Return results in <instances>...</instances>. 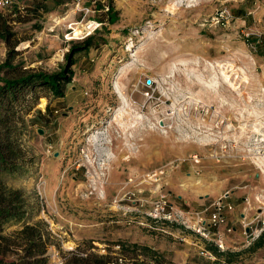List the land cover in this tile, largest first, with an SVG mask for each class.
Instances as JSON below:
<instances>
[{"label": "rangeland", "instance_id": "374dc122", "mask_svg": "<svg viewBox=\"0 0 264 264\" xmlns=\"http://www.w3.org/2000/svg\"><path fill=\"white\" fill-rule=\"evenodd\" d=\"M23 3L28 10L22 16L0 11L16 52L0 39V65L9 60L13 69L3 68L1 77L58 73L72 45L94 38L93 47L75 56L63 98L43 86L26 89L5 114L17 158L14 171L0 170V181L24 194L28 225L39 223L47 245L38 261L48 264L54 250L67 264L88 253L99 256L91 251L97 243L109 250L120 245L129 258L149 264H264V246L251 251L263 231L226 255L177 223L148 218L160 194L155 185L170 204L174 186L195 187L179 163L193 150L204 154L210 148L202 145L212 126L210 115L201 123L203 110L223 114L234 130L242 123L261 126L256 116L264 118V0ZM224 10L232 18L228 23L218 17ZM88 21L101 26L73 37ZM248 169L257 177L244 187L242 203L246 198L255 207L264 183ZM155 172L162 175L150 183ZM9 226L4 236L19 230ZM22 254L12 249L0 255V264H32Z\"/></svg>", "mask_w": 264, "mask_h": 264}, {"label": "built area", "instance_id": "2783aa9c", "mask_svg": "<svg viewBox=\"0 0 264 264\" xmlns=\"http://www.w3.org/2000/svg\"><path fill=\"white\" fill-rule=\"evenodd\" d=\"M77 6L80 5L79 0H73ZM227 1H238V0H219L222 4L227 3ZM243 1V0H240ZM16 5L14 14L16 16H22L27 13L28 7L21 1L17 0H0V11L6 12L12 9ZM108 7H104V11H107ZM88 11V10H87ZM225 15V16H223ZM219 18L225 19L228 23L232 18L226 10L218 14ZM101 26V23L94 21H88L84 24L85 29H83L84 34L90 35L96 31ZM62 60V59H61ZM262 94L264 95V88H262ZM202 119L201 123L205 120L203 118L209 117L211 127H207L210 133L207 134V140L202 145L209 146L207 153L204 155L194 154L190 156L193 165L196 167L195 171V185L201 183V169L199 168L202 160L204 158L211 159L217 166L223 167H238L246 166L254 171L253 174H257L258 178L264 183V118L256 116L258 121L262 124L256 125L255 130L252 125H247L242 123L237 125V130L232 127V122L225 118L223 114L218 112L209 113V109L203 110L202 115L199 114ZM244 113H241V116ZM255 117V118H256ZM256 118V119H257ZM242 126H244L242 128ZM162 175L160 173H153L151 180L148 177L150 183L157 182ZM252 176V174H251ZM131 182V180H129ZM153 181V182H152ZM166 185V184H164ZM159 184L154 186L156 193L160 191L157 201L154 203V208L148 213V218L155 221H163L165 223H177L179 226L183 227L185 230H190L196 234L200 239L205 242H210L214 245L219 253L226 251L224 240L218 233V229L226 225L225 222V211H232L233 205L228 203L231 196L230 191L223 192L222 195L216 199L210 207L205 208V210L199 212L196 210H189L188 212L179 210L177 207L170 204L162 193ZM253 203L255 207H252L249 199H243V209L241 211L240 223L242 228V235L245 238L247 245H250L253 241L257 239L260 233L264 230V189L262 193H256ZM254 211L253 216L247 217L246 211ZM207 215V216H206ZM249 229L246 232V229ZM226 233H231L232 229L227 227L225 229ZM95 247L91 251L98 254L100 257L106 259V264H149L147 261L139 258L132 259L123 254L122 247L120 245H113L111 250H109L106 245H99L94 243ZM204 256H208L211 260L215 259L209 253L206 252ZM50 262L48 264H67L65 257L59 254L58 250H54L50 257ZM2 264H11L10 262H2Z\"/></svg>", "mask_w": 264, "mask_h": 264}, {"label": "trees", "instance_id": "16d2710c", "mask_svg": "<svg viewBox=\"0 0 264 264\" xmlns=\"http://www.w3.org/2000/svg\"><path fill=\"white\" fill-rule=\"evenodd\" d=\"M111 11V8H110ZM109 20H111L109 18ZM14 33H10L5 19L0 17V39H2L10 50L15 54V43H11ZM93 37H88L72 45L65 53V63L58 73L45 74L40 71L23 72L22 75L7 79L0 76V170L12 172L15 170L16 156L13 149V143L9 142L7 133V118L5 117L9 110H14L15 104L20 99V93L24 90H34L36 87H46L51 90L55 98H63L66 85L72 82L75 65V56L86 52L93 47ZM3 68H10V61L6 60L0 65V72ZM1 129L5 134H2ZM28 216L27 202L21 190L7 188L0 181V255L10 253L12 249H21L23 254L21 260L32 262V264H45L44 261H38V257L44 254L46 250L45 241L42 239L39 223L34 226L23 224L20 230L13 236H4V226L9 223L18 224ZM264 246V230L252 245L251 251ZM219 255V254H218ZM71 264H106V259L94 254H85V257H76L72 259Z\"/></svg>", "mask_w": 264, "mask_h": 264}, {"label": "crops", "instance_id": "0c3cea01", "mask_svg": "<svg viewBox=\"0 0 264 264\" xmlns=\"http://www.w3.org/2000/svg\"><path fill=\"white\" fill-rule=\"evenodd\" d=\"M17 1L26 3L29 2V0ZM15 8L16 5H14L11 10L6 11L9 18L17 17L14 14ZM194 154L204 155L201 152H196V150H193L189 153V155H187V158L181 160V163H179V165L186 170V172L184 173L185 180L192 181L193 185H195L194 181L196 178L194 176V169L196 167L193 165L190 156ZM138 166L140 165L138 164ZM172 168L173 167H170L169 172ZM199 168L202 171L201 183L199 185H195V187L188 186L186 188L180 189H177V185L174 186L176 187V193H174L173 195H175L176 201L172 203H174L173 205L178 206L186 211L196 210L201 212L205 210V208L210 207L211 204L216 199H218L223 192L230 191L231 196L228 200V203L233 205V210L224 212L226 225L220 227L217 230L219 235L221 236V239L224 240L226 246L225 253L227 255L229 253H232V251H235L238 248L237 246H243L245 238H243L242 235V228L239 219L244 206V204H242L243 195L246 193L244 187L247 185H252L257 176H254L252 178L251 174H249V169L244 165L234 168L223 166L220 167L207 157L202 160ZM230 181H234V183L237 184L229 187L228 184ZM9 224L12 225L9 227L18 226L20 230L23 224L28 225V219L18 222V224ZM227 227H230L232 229L231 233L225 232V229ZM212 246L213 245H210L209 247ZM183 263H186V261H183Z\"/></svg>", "mask_w": 264, "mask_h": 264}, {"label": "bare ground", "instance_id": "6f19581e", "mask_svg": "<svg viewBox=\"0 0 264 264\" xmlns=\"http://www.w3.org/2000/svg\"><path fill=\"white\" fill-rule=\"evenodd\" d=\"M174 5H175V3H174V4H171L170 8H174ZM83 29H85L84 26H83L81 32H78V31L75 29L74 32H73V37H78V36H80L82 33H84ZM131 48H132V47H131ZM119 98L121 99V101L123 100L122 95H119ZM119 112L122 113V112H124V111L121 110V109H119Z\"/></svg>", "mask_w": 264, "mask_h": 264}, {"label": "water", "instance_id": "95a60500", "mask_svg": "<svg viewBox=\"0 0 264 264\" xmlns=\"http://www.w3.org/2000/svg\"><path fill=\"white\" fill-rule=\"evenodd\" d=\"M40 133H42L41 131H39ZM54 156H57V153H54ZM248 228L246 229V232H248Z\"/></svg>", "mask_w": 264, "mask_h": 264}]
</instances>
